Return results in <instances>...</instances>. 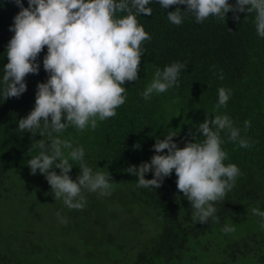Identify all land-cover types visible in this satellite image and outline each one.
Instances as JSON below:
<instances>
[{
	"label": "trees",
	"instance_id": "1",
	"mask_svg": "<svg viewBox=\"0 0 264 264\" xmlns=\"http://www.w3.org/2000/svg\"><path fill=\"white\" fill-rule=\"evenodd\" d=\"M21 2L28 6L27 0ZM235 2L229 0L230 4ZM148 6L152 15L141 14L137 19L151 39L142 44L139 79L125 83L126 101L116 110V116L98 121L95 130L89 127L80 132L69 126L63 133H52V137L71 140L73 147L82 146L84 161L94 172H109L112 189L121 194L109 200L118 204L122 218H140L127 229L123 224L118 227L121 235L133 232L140 236L132 240L136 246L131 253L124 251L128 260L121 264H202L214 256L219 257V264H264L262 219L252 212L254 208L264 211V38L256 33L255 13H238L239 20H234L230 11L225 22L209 17L203 23L188 15L176 26L166 16L176 6L163 9L156 0ZM179 7L185 10L184 5ZM19 11L13 0H0V80L7 63V44L13 35L9 28ZM46 53L45 47L38 56V74L26 77L27 89L19 98L3 101L0 96V198H18L20 204H24L26 195H37L47 181L39 171L31 174L28 160L39 154L36 141L49 138L38 132L35 136L22 133L18 127V121L34 107L37 84L48 78L42 64ZM177 61L188 65L179 75V86L153 93L145 101L142 93L156 69L163 70ZM221 87L231 89V95L225 107L216 109ZM223 114L233 120L251 146L241 148L238 142H229L226 130L221 132L222 148L228 153L224 163L236 164L241 175L225 200L214 205L218 223L212 218L203 224L193 220L190 202L176 187L174 171L157 189L137 187V177L125 171L130 165L150 162L157 154L153 149L156 139L175 133L174 142L183 147L206 116L211 119ZM245 120L251 122L248 129L244 128ZM204 139L202 134L195 136L196 142ZM70 163L73 167L69 175L75 180L80 173L79 163ZM52 170L59 174V169ZM152 178L151 171L145 174V179ZM83 194L93 195L87 190ZM33 201L38 203L37 199ZM103 205L101 201V210ZM78 215L77 211L73 219L80 228ZM144 221L152 227L147 234L141 231ZM225 225H234L235 232L225 234ZM15 243L0 242V261L8 257V264L20 263ZM23 250L37 252L34 246H23Z\"/></svg>",
	"mask_w": 264,
	"mask_h": 264
},
{
	"label": "clouds",
	"instance_id": "2",
	"mask_svg": "<svg viewBox=\"0 0 264 264\" xmlns=\"http://www.w3.org/2000/svg\"><path fill=\"white\" fill-rule=\"evenodd\" d=\"M20 11L14 16L9 31L13 33L6 48L7 63L3 66L0 80V96L3 101L19 98L27 89L25 83L29 74H38L39 54L47 48L43 57V69L48 74L46 82L38 83L35 104L30 113L18 121L20 131L33 136H47L48 141H36L39 154L28 160L31 174L37 171L44 175L56 200H63L69 210H83L86 206L84 190L100 195H111L112 182L109 172L95 171L84 161L82 146L73 147L71 140L52 137V133H63L69 126L83 132L95 130L98 121L116 116V110L126 101V82L137 81L142 44L151 36L137 19L138 15H152L148 5L152 0H27L24 7L21 0H13ZM163 9L176 6L167 13V19L179 26L188 15L197 23L209 17L225 22L226 14L255 13L256 33L264 38V0H156ZM179 5H184L181 10ZM118 13H125L118 16ZM187 63L179 61L157 68L153 80L142 96L149 100L153 93L160 94L179 86V75L186 70ZM223 78L222 76L220 77ZM231 89H218L216 109L225 107ZM50 121V122H49ZM43 122V126H41ZM251 127L245 120L244 128ZM227 131L229 142H238L241 148L250 147L248 140L240 135L227 115L207 116L190 133L192 140L178 147L170 133L164 139H156L155 151L150 162L139 166L130 165L125 171L137 177V187L157 189L173 171L176 187L190 202L192 218L207 223L209 218L216 223L217 202L225 200L241 175L236 164L224 161L228 153L222 148L221 132ZM205 139L196 142L195 136ZM67 150V155H65ZM166 150V154L164 153ZM70 161L79 163L80 173L73 180L69 173ZM59 169V174L52 170ZM152 172V179L145 174ZM261 217L264 228V211L252 209ZM57 216L61 213L58 211ZM62 219V223H66ZM222 231L235 232L234 225H225Z\"/></svg>",
	"mask_w": 264,
	"mask_h": 264
},
{
	"label": "rangeland",
	"instance_id": "3",
	"mask_svg": "<svg viewBox=\"0 0 264 264\" xmlns=\"http://www.w3.org/2000/svg\"><path fill=\"white\" fill-rule=\"evenodd\" d=\"M42 184L37 195L25 196L24 204L18 203L21 202L18 198H0V242H16L14 251L21 254L19 264H121L128 260L124 251L131 253L136 246L132 240L140 236L133 232L121 235L118 227L123 224L127 229L130 223L140 218L131 215L122 218L118 204L109 200L112 196L120 197V192L111 189V195L102 196L97 191L92 196H85L83 210H69L62 199L54 198L47 181ZM101 201L104 204L102 210ZM58 211L60 217L56 214ZM77 211L80 228L73 219ZM62 219L67 222L62 223ZM144 226L141 231L147 234L152 228L150 222L144 221ZM95 240L102 246H97ZM23 246H34L37 252L25 251ZM7 258L4 257L0 264H8L5 262ZM202 264H219V257L214 256ZM240 264L251 263L244 261Z\"/></svg>",
	"mask_w": 264,
	"mask_h": 264
}]
</instances>
